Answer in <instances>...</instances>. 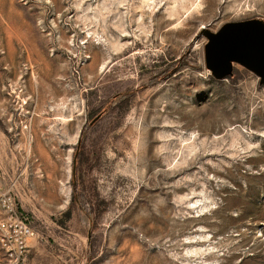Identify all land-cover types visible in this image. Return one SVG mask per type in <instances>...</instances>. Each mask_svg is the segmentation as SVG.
<instances>
[{"label":"rangeland","instance_id":"rangeland-1","mask_svg":"<svg viewBox=\"0 0 264 264\" xmlns=\"http://www.w3.org/2000/svg\"><path fill=\"white\" fill-rule=\"evenodd\" d=\"M250 19L264 0H0V185L56 204L25 264H264V86L215 80L202 34Z\"/></svg>","mask_w":264,"mask_h":264},{"label":"water","instance_id":"water-1","mask_svg":"<svg viewBox=\"0 0 264 264\" xmlns=\"http://www.w3.org/2000/svg\"><path fill=\"white\" fill-rule=\"evenodd\" d=\"M202 34L207 39L204 48L206 68L215 80L223 81L233 77L235 66L240 65L255 74L260 85L264 86V20L230 22L216 32L204 28ZM100 118L98 116L91 125Z\"/></svg>","mask_w":264,"mask_h":264},{"label":"built area","instance_id":"built-area-1","mask_svg":"<svg viewBox=\"0 0 264 264\" xmlns=\"http://www.w3.org/2000/svg\"><path fill=\"white\" fill-rule=\"evenodd\" d=\"M0 203V264H25L30 253L28 242L38 232L32 226V218L21 210L15 194L0 190Z\"/></svg>","mask_w":264,"mask_h":264},{"label":"crops","instance_id":"crops-1","mask_svg":"<svg viewBox=\"0 0 264 264\" xmlns=\"http://www.w3.org/2000/svg\"><path fill=\"white\" fill-rule=\"evenodd\" d=\"M0 190L6 193L8 192L14 193L16 190V186L13 187L12 184L11 185L9 184L8 188H2L0 185ZM52 205L55 206L56 204H20V208L30 217L31 215H33L37 218H46L47 214L51 215L52 213V209H51ZM0 214H2L1 203H0Z\"/></svg>","mask_w":264,"mask_h":264},{"label":"trees","instance_id":"trees-1","mask_svg":"<svg viewBox=\"0 0 264 264\" xmlns=\"http://www.w3.org/2000/svg\"><path fill=\"white\" fill-rule=\"evenodd\" d=\"M182 64H184V60L180 59L177 62H175L174 64H172L171 66H169L163 73L162 76L159 80H155V82H153V84H156L157 82H159L160 80L163 79H168L171 78L172 76L176 75L177 73H179L180 68L182 66ZM232 78V77H231ZM79 159V155L77 157V161Z\"/></svg>","mask_w":264,"mask_h":264},{"label":"flooded vegetation","instance_id":"flooded-vegetation-1","mask_svg":"<svg viewBox=\"0 0 264 264\" xmlns=\"http://www.w3.org/2000/svg\"><path fill=\"white\" fill-rule=\"evenodd\" d=\"M234 71H235V69H234ZM234 76V75H233Z\"/></svg>","mask_w":264,"mask_h":264}]
</instances>
